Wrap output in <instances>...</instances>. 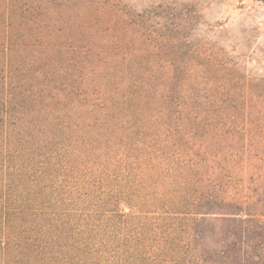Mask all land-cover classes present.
<instances>
[{"label":"rangeland","instance_id":"obj_1","mask_svg":"<svg viewBox=\"0 0 264 264\" xmlns=\"http://www.w3.org/2000/svg\"><path fill=\"white\" fill-rule=\"evenodd\" d=\"M254 99L264 101V0H0V195L10 230L29 219L13 210L16 193L33 211L34 192L47 203L55 201L51 185L67 190L50 163L77 167L112 149L139 156L147 145L167 153L172 142L190 145L188 131L216 152L227 144L218 122L241 118ZM155 218L138 227L134 219L103 222L86 234L77 223L64 227L72 248H84L83 237L107 239L79 251L82 261L65 251L64 263L150 264L149 245L185 236H168L167 222ZM122 230L134 237L126 252Z\"/></svg>","mask_w":264,"mask_h":264},{"label":"trees","instance_id":"obj_2","mask_svg":"<svg viewBox=\"0 0 264 264\" xmlns=\"http://www.w3.org/2000/svg\"><path fill=\"white\" fill-rule=\"evenodd\" d=\"M254 101L241 118L218 122L220 137L227 144L216 152L188 131L183 135L188 136L190 145L176 146L172 142L167 153L147 145L152 150L137 148L139 156L112 149L111 156L86 158L77 167L67 157L60 169L50 163L54 175L68 182L67 190L59 195V188L51 185L55 201L47 203L38 196L40 192H34L31 200L37 205L30 207L33 211H28L26 201L16 193L13 210L20 215L28 212L29 216L28 220H18L17 231L10 230L6 218L9 207L3 205L0 195V244H4L0 264H9L10 251L14 252V264H67L65 251L82 261L84 255L81 258L79 251L88 249L90 253L94 245L105 247L107 239L91 245V237H83L84 248H72L67 242L70 231H64V227L77 223L86 234L105 227L103 222L127 223L134 219L138 227L142 219L155 216L167 222L168 236L180 229L185 236L170 247L163 241L155 248L149 245L150 264H156L160 254L166 258L158 264H264V101ZM255 104L262 109L254 112ZM167 132L162 135L177 139V132ZM163 173L169 176L162 178ZM68 174H75L77 181H70ZM38 186L47 192L46 184ZM46 205L50 208L43 209ZM55 205L59 209L63 206L59 215L47 211ZM149 214L153 216L145 217ZM102 232L105 237V230ZM63 237L65 243H61ZM118 237V249L126 252L124 247L133 244V234L122 230ZM103 261L110 264L109 258Z\"/></svg>","mask_w":264,"mask_h":264}]
</instances>
